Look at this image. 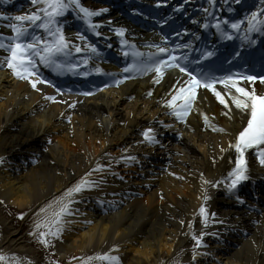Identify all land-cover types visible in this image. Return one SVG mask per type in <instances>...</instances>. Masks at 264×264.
Here are the masks:
<instances>
[{"label":"bare ground","instance_id":"6f19581e","mask_svg":"<svg viewBox=\"0 0 264 264\" xmlns=\"http://www.w3.org/2000/svg\"><path fill=\"white\" fill-rule=\"evenodd\" d=\"M0 5L8 8L0 10V20L11 24L17 23L15 16L40 7L31 0H0ZM89 7L107 8L102 2ZM34 31L48 38L43 29ZM2 34L12 35V29ZM69 40L83 41L76 35ZM7 55L0 49V60ZM182 79L171 71L158 81L149 76L80 97L54 92L39 79L33 88L6 62L0 64V253L7 257L0 264L15 258L19 264H43L5 205L29 208L33 215L89 172L95 186L76 194L70 206L75 210L81 204L87 211L65 215L69 219L55 244L61 259L93 250L119 256V263L200 264L190 259L196 245L192 233L203 231V251L210 246L224 253L229 264H264V205L260 212L245 210L223 191V178L236 152L229 143L247 113L231 103L226 90L221 92L229 101L227 107L215 95L202 92L187 121H176L164 101L183 85ZM252 86L257 92L264 90V84ZM211 126L226 131L213 133ZM148 128L158 142L145 140L142 133ZM171 132L179 137L165 135ZM39 142L45 149L41 162L27 164L24 159L33 156L28 154ZM97 163L105 167L96 170ZM202 177L212 183L203 184ZM201 204L209 213L207 223L199 213Z\"/></svg>","mask_w":264,"mask_h":264},{"label":"snow or ice","instance_id":"6c2138e0","mask_svg":"<svg viewBox=\"0 0 264 264\" xmlns=\"http://www.w3.org/2000/svg\"><path fill=\"white\" fill-rule=\"evenodd\" d=\"M33 5L39 4L40 7L33 11L17 15L14 17L17 23H12L9 27L12 29V35L4 36L0 33V49H5L8 53L3 60H0V64H5L10 68L14 75L21 79H27L30 81L33 88L37 86V80L40 79L37 76V65L43 64L47 67L53 68L55 71H62L65 68L71 70L79 67L78 64H66L63 62L62 58L71 56L72 52H81L84 49L81 48L79 44H75L66 38L63 31V25L59 22V17H62L70 9L82 14L81 18L87 23L89 29L96 32L99 27V23L93 21L92 17L99 15L101 12L107 11V9H96L93 10L86 7L81 3V0H31ZM4 13H0V17H3ZM260 16H264V11L258 9L252 12L247 19V29L246 31L251 32L253 30L259 31L260 25H264V19H260ZM243 21H234L231 23L230 27L232 29H239ZM207 26V25H205ZM43 29L45 35H41L39 32L34 31V29ZM217 30L221 31L225 37L230 34L224 32L221 27V22H216ZM116 32L123 36L125 29L117 28ZM99 34V33H97ZM78 38L83 41H87V37L82 34H77ZM247 38V37H245ZM167 40V37H164ZM7 41V42H6ZM122 43L127 44L128 41H122ZM156 48L157 53H169L171 50L169 48L160 47L159 45H152ZM180 47V45H177ZM87 49L91 52H97L95 44L87 43ZM135 55H141L138 51ZM205 56H211V52H205ZM149 56H153L149 53ZM187 59L186 57H183ZM83 63L87 64L89 62V57L85 56L82 58ZM180 67L177 63V57L175 53L170 54L167 60L160 59L157 57L151 63H132L127 66L126 70H133L136 72H145L155 70L156 76L153 77L154 80L161 78L164 75V69L169 67ZM95 71H103V69L96 68ZM181 71H185L188 74L189 79L177 89L171 96L170 99L164 101L171 109L174 115L179 119L183 120L187 117L189 111L194 107V102L197 98V89L200 87L211 89L215 93L216 99L220 101L221 104L226 107L229 101L225 99L224 93L219 91L215 85L217 83L223 84L227 95L231 97V103L235 107L244 113H247L246 126L243 127L241 131L236 135L234 141L229 143V147L236 149L238 153L235 160V167L231 169L227 177L223 179L227 181L226 187L229 191H232L236 186L242 181L247 179V169L248 164L245 159V152L247 149L257 146L259 161L264 164V147H259L264 145V92L257 93L255 88L249 90L246 87H242L237 81L248 80L255 81L259 79L264 82V76H251V75H226L221 78L215 76H210L207 74L194 73L188 71L187 68H181ZM82 75H87V73H81ZM37 77V79H32ZM127 79V77H124ZM43 83H49L47 80H43ZM115 83L119 84L120 80H116ZM235 89V92L232 91ZM58 92L60 89H56ZM151 94V93H149ZM48 99L54 100L55 97L49 96ZM179 101V103H178ZM226 114H230L226 113ZM71 119V117H69ZM205 122H208L207 115L204 116ZM214 130L226 131L224 128H219L218 126ZM145 140L148 142H158L155 140V132L153 129H145L142 133ZM223 151V149H222ZM122 160L135 159L134 157H124L121 156ZM96 170H102L105 165L96 164ZM91 172L85 173L81 179L73 186L67 188L61 197H58L54 203L56 204L55 210H52L51 205H46L44 208L40 209L41 213H44L43 218L38 219L35 223L33 229L34 233L37 229L44 227L47 231H40L38 233L39 239L44 245H49L51 241L47 238L48 236H59L63 231L64 220L63 216L70 214V206L75 199L76 194L82 192L83 189L91 188L95 186V181L89 179ZM203 184H210L211 181L204 180L202 177ZM217 181L216 184H219ZM206 201L209 199L207 194L203 196ZM239 199V197H237ZM199 213L204 217L205 223H207V217L209 213L206 210L204 204H201L199 208ZM23 216V213L19 214ZM215 216V213L211 214ZM183 223V221H181ZM193 239L196 241V245L193 247L192 258L196 257V248L203 245L204 241L202 237L205 235L203 231L199 235L192 233ZM113 248H118L119 245H113ZM12 256L15 258V254ZM99 259H104L112 262V264H119V256L110 255L108 252L97 254ZM93 257H86L85 261L92 260ZM7 260L5 254L0 253V261ZM8 264H19V259L15 258L8 262ZM28 264H32V261H28ZM56 264H59L57 261Z\"/></svg>","mask_w":264,"mask_h":264},{"label":"rangeland","instance_id":"374dc122","mask_svg":"<svg viewBox=\"0 0 264 264\" xmlns=\"http://www.w3.org/2000/svg\"><path fill=\"white\" fill-rule=\"evenodd\" d=\"M88 0H83V4L86 3ZM2 8H0L1 10ZM39 146V148H38ZM38 146L34 148V152L31 154H28V156L33 155L32 157L25 158V162H28L27 164L36 165L40 163V157L43 155L44 144L42 142L38 143ZM38 148V149H37ZM33 160V161H31ZM36 160V161H34ZM56 199H52V201L48 202L47 205L52 206V210H55L56 204L54 203ZM77 207L70 208V213L73 214H82L83 212H86L87 210H84L80 208L81 204H76ZM5 210L10 219H13L14 225L18 226L23 229L26 239L29 244L33 245L41 254L43 264H56L58 261L59 264H103L102 260L98 258L97 254L93 250H89L85 254H78V255H72L68 257L67 259H61L58 255V249L56 247V243L60 241L61 234L59 236H48L47 238L51 241L49 245H44L42 241L38 237V233L40 231H47L46 228L41 227L40 229H37L34 233L33 229L35 227V223L38 219L43 218L44 213H41L40 211L34 213L33 215H29L31 212L29 208L27 209H18L15 206H11L6 204ZM23 213V216H20L19 214ZM66 219H69L67 216H63L64 224L67 222ZM208 256L205 257L203 260L200 261V264H229L227 258L225 257L224 253L219 252L217 250H211V247H208ZM86 257H93L92 260L85 261ZM209 257V258H208ZM232 260V259H231ZM119 264H127L125 262L119 263Z\"/></svg>","mask_w":264,"mask_h":264}]
</instances>
